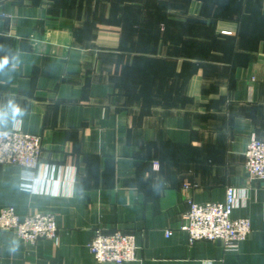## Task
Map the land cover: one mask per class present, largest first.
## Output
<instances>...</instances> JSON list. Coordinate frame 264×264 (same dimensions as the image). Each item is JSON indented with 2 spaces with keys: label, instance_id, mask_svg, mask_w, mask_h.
I'll return each instance as SVG.
<instances>
[{
  "label": "crops",
  "instance_id": "obj_1",
  "mask_svg": "<svg viewBox=\"0 0 264 264\" xmlns=\"http://www.w3.org/2000/svg\"><path fill=\"white\" fill-rule=\"evenodd\" d=\"M4 56L0 108L26 111L0 130L38 136L44 168L0 165V209L53 211L57 238L0 231V264H97L96 228L135 236L124 264H264V181L244 169L264 140V0H0ZM229 186L249 237L189 242L188 198Z\"/></svg>",
  "mask_w": 264,
  "mask_h": 264
},
{
  "label": "built area",
  "instance_id": "obj_2",
  "mask_svg": "<svg viewBox=\"0 0 264 264\" xmlns=\"http://www.w3.org/2000/svg\"><path fill=\"white\" fill-rule=\"evenodd\" d=\"M40 155L38 136L18 128L0 130V165L20 167L32 178L36 171L44 168ZM244 156V169L248 176L264 181V140L251 138L246 144ZM153 164L158 166L157 162ZM187 204L188 209L181 216L179 230L187 233L189 242L217 241L226 249H234L249 237V220L232 217L237 204L233 187L225 189L221 202L197 203L188 198ZM0 231L11 232L28 245L41 239L55 240V213L35 212L20 217L14 208L4 207L0 209ZM171 234V230L165 231L166 237ZM87 246L97 264H124L136 260L135 236L120 229L104 232L96 228Z\"/></svg>",
  "mask_w": 264,
  "mask_h": 264
},
{
  "label": "clouds",
  "instance_id": "obj_3",
  "mask_svg": "<svg viewBox=\"0 0 264 264\" xmlns=\"http://www.w3.org/2000/svg\"><path fill=\"white\" fill-rule=\"evenodd\" d=\"M10 64V58L4 56L0 58V72L7 68ZM25 109H22L15 101L9 100L4 108H0V124L5 123L8 119L15 120L18 117L25 115ZM13 248L11 251H15Z\"/></svg>",
  "mask_w": 264,
  "mask_h": 264
}]
</instances>
